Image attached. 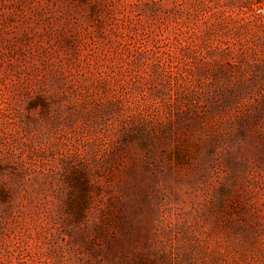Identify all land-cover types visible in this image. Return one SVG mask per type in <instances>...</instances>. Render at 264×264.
Returning <instances> with one entry per match:
<instances>
[{"label":"rangeland","instance_id":"rangeland-1","mask_svg":"<svg viewBox=\"0 0 264 264\" xmlns=\"http://www.w3.org/2000/svg\"><path fill=\"white\" fill-rule=\"evenodd\" d=\"M0 264H264V0H0Z\"/></svg>","mask_w":264,"mask_h":264}]
</instances>
